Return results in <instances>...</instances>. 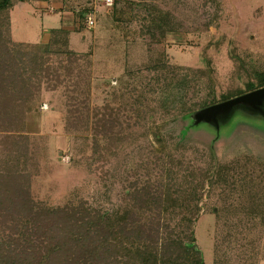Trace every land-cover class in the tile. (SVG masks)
<instances>
[{
    "label": "rangeland",
    "instance_id": "obj_1",
    "mask_svg": "<svg viewBox=\"0 0 264 264\" xmlns=\"http://www.w3.org/2000/svg\"><path fill=\"white\" fill-rule=\"evenodd\" d=\"M119 1L115 14L101 0H64L62 8L69 14H48L29 3L18 4L8 11V33L0 25L6 44L33 45L47 43L46 33L73 16L64 49L80 56L79 79L87 82V96L78 98H88L87 128L67 130L66 101L73 90L67 80L55 90L42 83L33 111L26 114L27 128L21 133L28 137L31 157L30 197L49 208L81 200L114 212L131 207L125 195L144 187L155 193L172 171L179 169L185 175L190 169L207 168L212 152L213 162L228 167V172L224 185L208 192L205 186L193 226L203 264H214L216 259L226 264H264V228L242 218L248 195L264 207V101L257 109L236 105L210 120L191 116L185 121V140L179 143L177 133L184 123L158 108V94L149 90L156 87L153 67L202 72L204 59L216 99L244 89L252 66L264 65V0ZM125 1L167 13L170 28L163 36L151 32L143 8L127 7ZM83 8L95 18L92 29L76 23V10ZM207 82L202 76L203 90ZM203 94L188 95V105ZM105 105L114 113L122 107L120 125L109 138L100 136L101 127L96 125ZM164 129L173 132L168 135ZM154 135H163L165 142L158 143ZM5 136L9 132H0V143L7 140ZM4 149L0 144V155ZM217 244H222L218 250Z\"/></svg>",
    "mask_w": 264,
    "mask_h": 264
},
{
    "label": "trees",
    "instance_id": "obj_2",
    "mask_svg": "<svg viewBox=\"0 0 264 264\" xmlns=\"http://www.w3.org/2000/svg\"><path fill=\"white\" fill-rule=\"evenodd\" d=\"M36 1L0 0L3 30L8 33L9 9L19 3ZM119 3L114 0L110 8ZM122 4L143 8L146 12L143 20L149 23L151 32L163 36L170 28V16L156 7L132 1ZM88 13L87 8L77 10L74 16L77 25L85 23ZM112 13L115 14V9ZM68 34L62 28L53 29L49 31L47 43L33 45L6 44L0 35V132L10 134L0 143L5 148L0 155V234L3 236H0V264H203L193 226L201 211L205 186L208 192L224 185L228 172V167L213 162L212 152L207 168L190 169L185 175L179 169L172 171L166 184H159L155 193L144 187L125 195L131 200V207L114 212L81 200L49 208L30 197L27 170H30L31 157L27 154L28 137L22 133L27 128L26 114L33 111L41 84L47 82L46 88L55 90L67 80L73 88L66 101L67 130L79 125L87 128L90 122L88 98L78 100L81 95L87 96L84 93H87L86 78L79 79L80 56L64 49ZM60 41L64 43L59 44ZM53 61L57 66H52ZM204 63L206 69L202 72L168 67L151 70L156 73L153 78L156 87L149 90L158 94V108L173 113L170 115L173 120L184 123L177 133L179 143L184 142L187 135L185 121L195 113L264 88V65H254L248 73L251 80L245 83L244 89L229 91L216 99L208 74L209 63L205 59ZM202 76L208 80L204 90ZM195 91L204 94L188 105V95ZM121 108L118 106L114 113L108 105L103 107L105 112L110 111L102 113L96 122L97 127H101L100 136H114L113 129L120 125ZM172 132L164 129L165 134ZM154 138L158 143L165 142L163 135H154ZM93 144L99 143L94 140ZM247 197V204L242 207L243 221L264 228L263 205L254 196ZM230 236L227 232L224 239L228 241ZM220 247L222 244H217L216 250ZM214 264L226 263L216 259Z\"/></svg>",
    "mask_w": 264,
    "mask_h": 264
},
{
    "label": "water",
    "instance_id": "obj_3",
    "mask_svg": "<svg viewBox=\"0 0 264 264\" xmlns=\"http://www.w3.org/2000/svg\"><path fill=\"white\" fill-rule=\"evenodd\" d=\"M264 101V88L258 89L239 97L209 106L193 116L196 120H210L214 119L216 114H222L236 105H247L251 108L257 109L260 106V103Z\"/></svg>",
    "mask_w": 264,
    "mask_h": 264
},
{
    "label": "crops",
    "instance_id": "obj_4",
    "mask_svg": "<svg viewBox=\"0 0 264 264\" xmlns=\"http://www.w3.org/2000/svg\"><path fill=\"white\" fill-rule=\"evenodd\" d=\"M63 1L64 0H44V1L38 0L34 3H29V4L40 9L39 12H45V13L51 14V13H54L55 11H57V12H63L65 14L66 13L69 14L68 12H66V10H63V8H65V7L62 8ZM80 1L83 3L86 0H80ZM93 1H98V0H93ZM117 1H119V0H117ZM26 3H28V2H26ZM22 4H24V3H19V5H22ZM17 5L18 4L14 5V6H17ZM76 12H77V10H76ZM66 16H68V15H66ZM73 19H74L73 16L69 15L68 18L66 19V21L61 22L60 28L67 30V31H70V28H71L70 24H71V22L74 21ZM57 29H59V28H57ZM51 30H53V29H51ZM48 38H49V33H46V36L44 37V39H48Z\"/></svg>",
    "mask_w": 264,
    "mask_h": 264
},
{
    "label": "built area",
    "instance_id": "obj_5",
    "mask_svg": "<svg viewBox=\"0 0 264 264\" xmlns=\"http://www.w3.org/2000/svg\"><path fill=\"white\" fill-rule=\"evenodd\" d=\"M104 3L105 7H111L114 3V0H101ZM85 26L88 29H92L95 25V18L93 16V14L90 12L87 14V16L85 17Z\"/></svg>",
    "mask_w": 264,
    "mask_h": 264
}]
</instances>
